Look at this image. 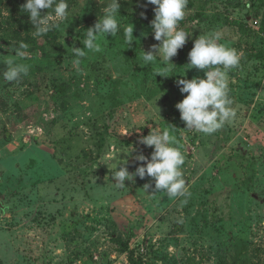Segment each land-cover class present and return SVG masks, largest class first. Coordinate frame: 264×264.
Instances as JSON below:
<instances>
[{
    "label": "rangeland",
    "instance_id": "obj_1",
    "mask_svg": "<svg viewBox=\"0 0 264 264\" xmlns=\"http://www.w3.org/2000/svg\"><path fill=\"white\" fill-rule=\"evenodd\" d=\"M68 1L50 55L27 44L21 60L9 46L34 31L25 0H0V61L29 66L18 82L0 78V264H129L130 250L141 264H264V0H188L187 43L149 65L154 6L138 0L118 17L131 45L98 36L79 67L71 47L110 0ZM214 32L242 55L228 73L236 116L209 135L185 129L175 105L177 80L203 77L187 65L194 39ZM150 130L176 137L190 196L147 192V176L114 184L111 160L122 151L117 170L134 172Z\"/></svg>",
    "mask_w": 264,
    "mask_h": 264
},
{
    "label": "clouds",
    "instance_id": "obj_2",
    "mask_svg": "<svg viewBox=\"0 0 264 264\" xmlns=\"http://www.w3.org/2000/svg\"><path fill=\"white\" fill-rule=\"evenodd\" d=\"M188 0H146V4L153 5L154 19L151 20L153 38L158 44L151 46L147 52L142 51L144 65L151 64L157 56H162L165 62L171 63V59L177 55L187 43L191 32L179 27L184 19L185 8ZM121 4L119 0H110L102 10V15L97 22L85 30L83 47H71L73 54V66L79 67L87 50L99 51L96 43L98 36L117 34L123 35L125 42L130 46L134 40L133 25L126 26L118 17ZM21 9L29 17L33 26V36H46L55 27L57 22L64 20L69 14L68 0H25ZM41 10H47L42 14ZM50 10V11H49ZM143 15V14H142ZM221 34L218 32L200 35L193 41V47L188 53L191 68L203 70V77L195 76L192 79L182 78L177 80V86L184 98L175 107L180 112V119L185 124V129L195 130L204 134H213L220 130L226 122H230L236 111L231 106L232 99L229 96L228 73L240 64L241 53L235 48L227 47L219 43ZM14 57L21 60L29 55L28 45L23 41L11 44ZM2 48V47H0ZM6 68H0V78L9 83L18 82L23 76L28 75L29 66L25 63H17L9 58L0 61ZM139 143L150 147L153 151L148 156L138 154L135 159L140 162L135 171L130 173L126 166L118 165L116 159L122 151L116 153L112 169V178L118 187H126L125 181H133L135 177L144 179L146 176L154 181L145 184L148 192H163L168 197L190 196L187 182L183 178L181 166L184 164V155L177 146V140L168 130L156 132L150 130L146 136L139 139ZM151 194V193H150ZM186 202V200H185Z\"/></svg>",
    "mask_w": 264,
    "mask_h": 264
},
{
    "label": "trees",
    "instance_id": "obj_3",
    "mask_svg": "<svg viewBox=\"0 0 264 264\" xmlns=\"http://www.w3.org/2000/svg\"><path fill=\"white\" fill-rule=\"evenodd\" d=\"M69 2V1H68ZM120 4H121V8L122 10H128L133 8L138 0H119ZM183 23V20L180 21V24ZM186 31H188L187 29H185ZM19 36V35H18ZM56 35L52 32H49L46 36H41V37H34L33 34L32 35H28L27 37H25L24 39H22V41L26 44H34L35 46H38L37 48L41 51V54L44 57H48L50 55L49 49L47 48V44H49L50 40L49 38H53ZM20 38V36H19ZM9 51L12 53L11 49H9ZM13 54V53H12ZM123 246V250H128V242H123L122 243ZM128 261L129 264H141V259L138 257H134L133 252L130 250L128 253Z\"/></svg>",
    "mask_w": 264,
    "mask_h": 264
}]
</instances>
